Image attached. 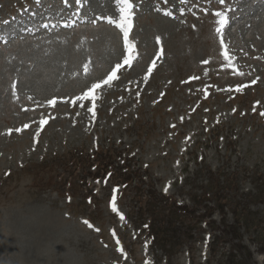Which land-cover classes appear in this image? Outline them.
<instances>
[{
    "label": "rangeland",
    "instance_id": "rangeland-1",
    "mask_svg": "<svg viewBox=\"0 0 264 264\" xmlns=\"http://www.w3.org/2000/svg\"><path fill=\"white\" fill-rule=\"evenodd\" d=\"M133 3L139 56L93 114L76 98L127 55L118 6L0 0V264H264V0ZM151 217L180 238L153 246Z\"/></svg>",
    "mask_w": 264,
    "mask_h": 264
},
{
    "label": "snow or ice",
    "instance_id": "snow-or-ice-1",
    "mask_svg": "<svg viewBox=\"0 0 264 264\" xmlns=\"http://www.w3.org/2000/svg\"><path fill=\"white\" fill-rule=\"evenodd\" d=\"M64 2L67 3V0H64ZM113 2L115 3V5L118 6V18H114L113 16H108L107 20L111 25L115 26L122 32L123 43H124V47L127 50V55L123 56L122 62H118L115 64V67L109 71L106 77L92 84V86L88 89V91L84 92L82 96H79L76 98L77 100H80V99L89 100L90 99L93 103V109H91V111H93V114H95V101L97 99L96 91L98 89H101L104 86H110L113 83V81L119 79L120 77L118 73L122 69H124L126 66L129 68L132 67L133 62L136 61L139 56L135 42L132 39H130V34L134 27V16H135V12L133 10L135 5L133 3V0H113ZM219 2L223 4L225 3V0H219ZM170 14L171 13H169V15ZM215 16L218 18L216 20V24L218 25V27H216L215 31L217 34H219L220 44L223 46V49H224L223 59L228 62L226 64V67H229V68L234 67L233 62H232L233 57L228 50V45L227 43H225V36H224V30L225 28L229 26V23H230L228 14L225 11H217L215 13ZM4 23H7V21H4ZM45 27H47V25H45ZM156 39H157V42L159 43L160 38L157 37ZM160 55H163L162 47L160 49ZM204 63H208V61L206 60L204 61ZM155 67H156V61H152V67L147 70L149 76L151 75L152 70ZM85 71L86 72L88 71L87 65H85ZM236 74L244 75L243 72H240L238 70ZM193 78L196 79V77H193ZM255 82L256 81L254 80L253 83ZM240 90L241 89L239 88L237 89V91H240ZM29 99H31V97H29ZM48 102L53 107H55L57 103L56 99H51ZM262 115H264V113H262ZM40 123L41 125H46L48 123V119H43L41 120ZM28 127H30L29 124H24L23 127L21 128L9 129L8 134L11 135L13 131L22 132L24 129ZM165 191H167V189H165ZM111 207H112L113 212L119 211V209L117 208L115 196H113L112 198ZM119 214H120V218L124 219L123 213H119ZM85 223H88V222L85 221ZM89 226L91 227L92 225H89ZM97 231H99V229H97ZM117 243H119V241H117ZM120 250L123 251V248H121Z\"/></svg>",
    "mask_w": 264,
    "mask_h": 264
},
{
    "label": "trees",
    "instance_id": "trees-1",
    "mask_svg": "<svg viewBox=\"0 0 264 264\" xmlns=\"http://www.w3.org/2000/svg\"><path fill=\"white\" fill-rule=\"evenodd\" d=\"M102 147H101V149H102ZM112 151H113V149H112ZM104 160H105V163L107 165L113 164V166H115V164H114L115 161L114 160H111L110 158H106ZM218 173H220V172H218ZM123 174L127 175L131 179L130 172L123 173ZM263 181H264V178H263ZM217 182H218V184L222 183V186L219 187ZM209 183L212 185V188L214 189V192H215V194L212 195V197L220 199V202L222 204H224V200L228 201L229 198H228V194H226V184L230 183V179L225 177L222 180V179H219L218 177L216 179H213V178L210 177L209 178ZM208 193H210V192L208 191ZM150 213L152 215H155V212H150ZM173 224H175V222L172 221L168 228L156 227V225L153 224V218H152V223L150 224V231H151V234L154 237L155 243L159 244V246L163 245V240L165 239L167 233H172L177 238H180L179 235L177 236L178 228L177 227H172ZM159 234H162L163 237H159ZM164 249L166 250L165 246H164Z\"/></svg>",
    "mask_w": 264,
    "mask_h": 264
}]
</instances>
